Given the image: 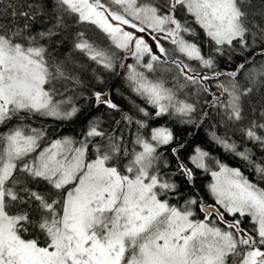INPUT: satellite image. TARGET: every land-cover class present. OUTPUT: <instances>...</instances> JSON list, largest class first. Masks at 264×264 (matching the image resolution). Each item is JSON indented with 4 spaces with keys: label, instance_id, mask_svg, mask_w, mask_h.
<instances>
[{
    "label": "snow or ice",
    "instance_id": "6c2138e0",
    "mask_svg": "<svg viewBox=\"0 0 264 264\" xmlns=\"http://www.w3.org/2000/svg\"><path fill=\"white\" fill-rule=\"evenodd\" d=\"M90 63L123 69L154 113L125 112ZM84 106L119 119L79 138L32 126ZM164 116L218 117L212 140L256 179L199 146L186 162L171 128L149 126ZM0 264H264V0H0Z\"/></svg>",
    "mask_w": 264,
    "mask_h": 264
},
{
    "label": "trees",
    "instance_id": "16d2710c",
    "mask_svg": "<svg viewBox=\"0 0 264 264\" xmlns=\"http://www.w3.org/2000/svg\"><path fill=\"white\" fill-rule=\"evenodd\" d=\"M78 27V26H73ZM197 31L199 32V39L203 41L205 39L204 33L197 27ZM166 46L170 47L166 43ZM71 52V39L69 37H65V43L63 45H57L53 49L54 55L63 58ZM247 55H251L248 53ZM257 59L260 57L257 56ZM131 58L127 59L125 63H132ZM242 62V57L236 56L234 61L230 65H226L224 61L220 62V68L223 70H227L229 68H234L237 63ZM90 69L95 70L98 74H101L105 80V86L107 90L112 93V97L114 101L120 105V107L130 114H136L135 109L133 107L132 101H135L136 104L141 107H147L150 112L154 113V109L147 105L144 100L140 97L136 96L135 93L131 91L128 87V84L125 80V73L123 69L117 68L118 74H111L108 72H104L102 69H99L97 65L94 63L89 64ZM92 72L89 71L85 77V79L91 80ZM95 82L94 80L92 81ZM81 105H84V101H80ZM208 110V109H205ZM103 115V119L107 122L110 118L114 117L115 119H119L118 113L108 114L105 109L101 108L99 110L88 108L87 106L83 107L82 113L72 121H57L52 118H33L35 127H45L48 130V139H55L58 136H72L79 138L82 131L85 128V125L89 119L94 116ZM217 118L212 120H205L198 128L191 124H182L175 117L164 116L157 119H153L149 121V126L151 127H159V126H167L171 128L176 135L177 139L185 145L184 149L181 152L182 158L187 162V157L193 153L195 147L199 146L202 149L211 153L212 156L222 161L225 164H228L232 167H240L241 170L245 173L249 179H256L252 174V170L250 168L245 167L244 162H242L238 157L234 156L232 153L225 151L221 146L215 143L211 136L210 132L215 130L217 134L223 135L224 127L221 124H217ZM213 125H215V129H213ZM231 135V132H229ZM233 139L240 142V137L237 134L233 136ZM175 146L170 145L166 149H162L165 152L167 158L174 164L175 159L171 154L170 148ZM191 167V165H189ZM179 179V178H178ZM211 175L208 173H204L202 170H196V187L199 190L200 195L204 196L206 200L211 202V198L208 195L207 185L211 182ZM182 190H184L182 188ZM187 191H191L190 188ZM175 203V201H173ZM182 202V201H181ZM247 226V220L245 221Z\"/></svg>",
    "mask_w": 264,
    "mask_h": 264
},
{
    "label": "flooded vegetation",
    "instance_id": "af4514ba",
    "mask_svg": "<svg viewBox=\"0 0 264 264\" xmlns=\"http://www.w3.org/2000/svg\"><path fill=\"white\" fill-rule=\"evenodd\" d=\"M31 123H32V126H34V127H35V124H34V119L31 121Z\"/></svg>",
    "mask_w": 264,
    "mask_h": 264
},
{
    "label": "rangeland",
    "instance_id": "374dc122",
    "mask_svg": "<svg viewBox=\"0 0 264 264\" xmlns=\"http://www.w3.org/2000/svg\"><path fill=\"white\" fill-rule=\"evenodd\" d=\"M34 127V126H33Z\"/></svg>",
    "mask_w": 264,
    "mask_h": 264
}]
</instances>
